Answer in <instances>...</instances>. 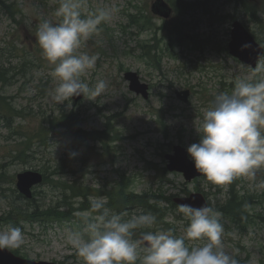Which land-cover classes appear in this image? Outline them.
I'll return each mask as SVG.
<instances>
[{
    "label": "rangeland",
    "instance_id": "obj_1",
    "mask_svg": "<svg viewBox=\"0 0 264 264\" xmlns=\"http://www.w3.org/2000/svg\"><path fill=\"white\" fill-rule=\"evenodd\" d=\"M5 1L15 3L22 12L15 22L0 10V66L8 70L0 93L21 115H10L13 112L0 107V174L4 173L0 217L11 212L12 201L20 195L19 174L45 172L49 183L34 189L29 206L32 210L41 206L44 220L24 222L11 215L0 224V245L32 261L124 264L132 260L111 246L110 226L93 213H73L90 221L47 222L46 217L64 198L65 189L58 182L78 181L96 190H110L125 176L136 194L166 197L160 202L167 212L163 222L143 215L140 209L132 212L144 229L139 236L154 237L157 242L150 249L135 238L125 244L142 264H207L209 260L264 264V60L252 69L229 52L214 51L216 45L223 49L229 43L232 22L223 18L228 14H236L262 44L264 29L231 0H186L201 8L181 16L175 12L169 21L151 14L153 23L160 27L164 22L169 26L177 20L191 22L190 30L198 33L199 40L209 38L212 45L205 51L177 46L163 56L162 70H158L143 50L145 43L154 44L155 28L142 32L130 22V15L140 16L142 8L151 13L154 0ZM250 1L264 21V0ZM64 4L68 6L62 8ZM164 44L165 40L160 46ZM126 72L137 73L149 84V99L130 90ZM256 78L261 81L259 89L254 90V98H245L253 118L227 115L239 89L250 88ZM74 80L86 92L78 102L73 99ZM186 90L191 92L188 103L176 96L177 91ZM62 111L79 113L80 127L86 131L103 130L110 116L123 138L105 147L51 128L49 120ZM177 145L210 174L187 182L183 174L169 172L165 157ZM64 161L67 165L61 171ZM226 178L240 179L239 190L243 187L257 199L248 210L257 217L246 228L217 212L229 201L234 184ZM195 192L203 194L213 210L199 222L189 210L173 204L175 197ZM79 200H75L76 209ZM22 202L28 203L25 199L18 203ZM17 222L20 228L13 229ZM200 222L204 224L199 226Z\"/></svg>",
    "mask_w": 264,
    "mask_h": 264
},
{
    "label": "trees",
    "instance_id": "obj_2",
    "mask_svg": "<svg viewBox=\"0 0 264 264\" xmlns=\"http://www.w3.org/2000/svg\"><path fill=\"white\" fill-rule=\"evenodd\" d=\"M65 1V0H58ZM167 2L173 7L174 11L177 12L180 16L183 13L195 12L197 9L201 8L196 6V3L188 2L186 0H167ZM236 5V9H243L252 20H255L261 28L264 29V21L260 17V11L257 5L252 4L250 0H231ZM203 2L200 5H204ZM67 4H64L62 8L67 7ZM0 10L9 13L12 16V19H16V15L21 14L22 10L15 3H9L5 0H0ZM80 18L85 20V17L79 15ZM225 20H230L231 22L238 19L236 14H228L223 17ZM154 18L151 13L142 8L140 16L138 14L130 15V22L134 23L140 28L142 32H150L155 28V37L153 38L154 44L150 45L145 43L143 45L144 54L148 57L151 62L156 64L158 70H162L161 61L163 56L166 53H170L171 50L176 49L177 46L187 48L188 50H198L205 51L211 47L212 42L208 39L199 40L198 33L190 30L191 22H186L183 20H177L172 23L170 26L163 23L162 26L157 27L153 23ZM16 22V21H15ZM159 32L163 33V37L158 38ZM252 34L259 40V36L254 31ZM165 44L162 47L160 44ZM198 41V43H196ZM216 45V49H217ZM219 50L227 51L225 46L223 49ZM172 57H176L172 54ZM3 67L0 66V82L7 79V73ZM261 81L259 78L255 79V82L248 89L241 90L242 92L253 93L256 88L259 89ZM240 93V89L238 91ZM238 93V95H239ZM7 98L0 93V107H4L11 113L10 115H16L19 117L21 112L17 109H14L12 106H9ZM236 110L240 111L241 106L238 103H235ZM116 117V116H113ZM108 122L106 127L103 130L95 131H86L80 127L81 119L80 114L75 111H62L58 116H55L49 120L48 124L53 129H65L66 132L72 133L76 138L82 139L85 142L94 141L100 142L105 147H108L109 144L119 141L122 137L117 133L112 124V117H108ZM168 135V133H166ZM31 146V145H30ZM21 156H26L25 151L18 152ZM20 156V157H21ZM67 161H64L61 164V171H64ZM166 171V169H165ZM44 184L49 183V176L44 172ZM4 176L0 174V179ZM125 176H122L121 179L116 183L112 189L108 190H96L94 188H89L88 186L78 183V181L73 184H68L67 182H58L60 187L65 189V194L63 200L54 208L50 209L47 212L48 221H61L80 219L84 221H90V217H85L83 215H73L75 211H87L93 213L94 216L97 215L100 217L103 223L107 224L111 228L112 241L111 246L117 250H122L124 248V254H128L132 260L130 262H125V264H142L141 260L133 256V251L128 249L125 244L130 240V238L138 239L139 234L144 232V229L138 226V221L136 222L132 218V212L134 209H140L143 215L154 216L157 218L158 222H163L166 219L167 212L165 209L161 208L160 202L163 199L162 195L156 194H136L132 190L131 180H126ZM13 182L15 180L13 179ZM237 184V183H235ZM234 188V187H233ZM229 201L225 204L223 208L224 213L229 216L234 222L238 224H245L246 221H253L248 211V207L257 202L256 197L250 194L248 191L241 195L240 191L235 192L231 190ZM23 197L17 195V198L13 200L11 204V212L4 213L0 217V221L6 222L11 215L20 216L24 222H37L40 219L44 220L45 213L41 212V206H36L35 210H32L30 206L31 201L28 203H18ZM76 199H80V207L75 208L74 203ZM98 199H103V201H98ZM96 201V202H95ZM66 209V210H62ZM30 211H35V215L30 214ZM260 217V216H259ZM262 218V217H261ZM123 221H124V233H123ZM254 222V221H253ZM21 222H17L16 226L13 229L20 228ZM118 226H121L118 229ZM104 258H107L106 254L103 255ZM207 264H224L223 262H217L216 260L207 261ZM151 264V263H149Z\"/></svg>",
    "mask_w": 264,
    "mask_h": 264
},
{
    "label": "water",
    "instance_id": "obj_3",
    "mask_svg": "<svg viewBox=\"0 0 264 264\" xmlns=\"http://www.w3.org/2000/svg\"><path fill=\"white\" fill-rule=\"evenodd\" d=\"M152 12L154 15L164 19H170L172 16V9L164 0H156L152 5ZM229 52L232 56L244 62L245 64L255 68L258 61L264 55V48L257 43L255 38L247 31V29L239 21L234 22L231 31V42L229 43ZM125 79L130 82V89L137 95H142L145 99L149 97V86L141 82L137 73L128 72L125 74ZM74 90L76 102L83 99L84 90L81 83L75 80L71 84ZM179 98L187 101L189 92L178 94ZM174 155H168L169 160L168 169L170 171H177L184 173L186 179L191 181L197 177L202 176L203 170L192 162L186 150L182 147H175ZM43 182V175L38 172H25L17 177L18 190L27 196L32 197L31 189L40 185ZM179 205L190 209L196 214L203 216L207 213L208 206L202 195H192L190 198H180L175 200ZM148 248L155 245V239L150 237H141L140 239ZM0 264H55L49 262H32L16 257L8 249L0 247Z\"/></svg>",
    "mask_w": 264,
    "mask_h": 264
}]
</instances>
